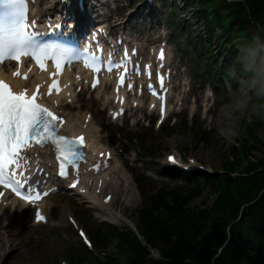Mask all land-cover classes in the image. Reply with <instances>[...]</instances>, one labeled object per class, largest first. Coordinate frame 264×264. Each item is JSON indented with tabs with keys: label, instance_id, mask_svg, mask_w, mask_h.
<instances>
[{
	"label": "snow or ice",
	"instance_id": "obj_1",
	"mask_svg": "<svg viewBox=\"0 0 264 264\" xmlns=\"http://www.w3.org/2000/svg\"><path fill=\"white\" fill-rule=\"evenodd\" d=\"M32 0H0V63L6 61H20L22 58H33L39 66L44 69L48 61H54L56 72L52 84L49 86V94L55 89L61 91V85L56 79L59 72L63 70L64 64L69 66L75 62H83L88 68L99 74L101 71L118 74V87L128 81V87L132 88L134 76L141 75L140 61H133L132 55L126 46L123 55L115 58L109 52L107 58L104 55L103 44L100 40L105 32H94L89 38V44L80 47H73L75 41L67 37L60 29V25H53L51 18H48V33L39 31L35 19L29 20V5ZM94 45V46H93ZM135 51V50H133ZM159 58L164 59V51L160 50ZM148 75L151 76L150 65ZM163 67V64L160 66ZM16 76L21 73L16 71ZM27 78V74H24ZM164 75L158 74L159 86L164 88ZM99 83L97 78L93 87ZM37 90L29 92L27 88L23 91H15L13 87L0 78V185L11 189L17 196H21L25 201L35 204L42 195L48 192L37 191L41 181L33 177L37 172L42 171L37 166L35 172L30 171L31 164L26 150L33 146L45 149L51 148L55 159L59 162V175L68 177L67 168L69 165L77 167L84 159V153L80 148L85 143L83 135L71 137L61 132V125L64 117L59 116L46 105L38 102V97L43 95ZM149 91L156 93V88L149 83ZM161 99H164L161 96ZM119 102L123 99L117 96ZM124 112L121 107L119 115ZM163 115V108H162ZM173 163L175 157H169ZM93 168H99L94 164ZM79 181L77 171L76 180L73 187ZM81 191H85L81 189ZM4 196L0 192V199ZM36 220L45 221L46 217L42 213L36 214ZM83 235V232H81ZM84 239L88 238L84 236Z\"/></svg>",
	"mask_w": 264,
	"mask_h": 264
},
{
	"label": "rangeland",
	"instance_id": "obj_2",
	"mask_svg": "<svg viewBox=\"0 0 264 264\" xmlns=\"http://www.w3.org/2000/svg\"><path fill=\"white\" fill-rule=\"evenodd\" d=\"M192 74L195 75L194 72ZM254 102L255 100L252 101ZM253 113L250 106L247 110L241 111H237L235 104L223 108L219 114L216 137L211 143L199 144L191 133H186L182 128L177 127L171 130L169 136L153 134L156 137L153 141L158 155L156 160L163 163L166 154L171 150H176L181 156L194 157L207 169L221 170L223 166L234 160L235 156L231 152V146L240 136L244 122L249 121ZM182 121L180 125L184 124ZM177 183L178 181H174L172 184ZM139 196L140 193L134 189L128 195L123 194V200L120 194V197H117L119 202L114 205L116 217L114 219L109 216L108 219L114 223H121V215L134 219L136 210L141 206ZM215 199L216 196L211 192V188L207 187L202 198L196 200L195 205H201L203 208L211 206ZM55 215L64 219V213L60 209L56 210ZM12 228V231L3 230L1 232L3 242H0V264H48L47 259L50 255H60L65 251V248L61 246L63 243L53 240L55 232L62 234L64 232L62 230H33L23 222L14 224ZM74 240H76L75 237L70 239V241Z\"/></svg>",
	"mask_w": 264,
	"mask_h": 264
},
{
	"label": "clouds",
	"instance_id": "obj_3",
	"mask_svg": "<svg viewBox=\"0 0 264 264\" xmlns=\"http://www.w3.org/2000/svg\"><path fill=\"white\" fill-rule=\"evenodd\" d=\"M241 64L247 79L237 94L236 109L247 110L250 106L253 112L264 118V42H258L254 37L243 50Z\"/></svg>",
	"mask_w": 264,
	"mask_h": 264
},
{
	"label": "trees",
	"instance_id": "obj_4",
	"mask_svg": "<svg viewBox=\"0 0 264 264\" xmlns=\"http://www.w3.org/2000/svg\"><path fill=\"white\" fill-rule=\"evenodd\" d=\"M181 204H182V206H180ZM185 204H186V202L183 200V202H181L179 205H177V207L180 208V209H182L184 207L183 205H185ZM171 253L174 254V251H171ZM157 264H162V263H159L158 262ZM255 264H260V263L259 262H256Z\"/></svg>",
	"mask_w": 264,
	"mask_h": 264
},
{
	"label": "bare ground",
	"instance_id": "obj_5",
	"mask_svg": "<svg viewBox=\"0 0 264 264\" xmlns=\"http://www.w3.org/2000/svg\"><path fill=\"white\" fill-rule=\"evenodd\" d=\"M87 106H89V105H87ZM4 239V238H3ZM0 242H3V240L2 239H0Z\"/></svg>",
	"mask_w": 264,
	"mask_h": 264
}]
</instances>
